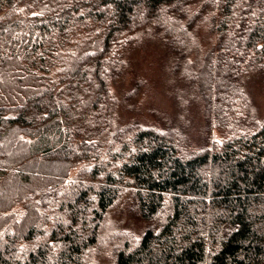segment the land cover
Masks as SVG:
<instances>
[{"label": "trees", "instance_id": "trees-1", "mask_svg": "<svg viewBox=\"0 0 264 264\" xmlns=\"http://www.w3.org/2000/svg\"><path fill=\"white\" fill-rule=\"evenodd\" d=\"M192 4L218 34L198 74L207 119L228 125L239 76L264 78V0H0V264H88L126 191L148 228L114 264H264V122L192 154L114 125L120 45L163 21L185 49L167 13Z\"/></svg>", "mask_w": 264, "mask_h": 264}, {"label": "rangeland", "instance_id": "rangeland-1", "mask_svg": "<svg viewBox=\"0 0 264 264\" xmlns=\"http://www.w3.org/2000/svg\"><path fill=\"white\" fill-rule=\"evenodd\" d=\"M196 4L181 14L167 13L179 28L174 39L180 41L182 32L187 35L186 50L175 49L174 40L170 43V37L161 30L163 21V24L154 22L122 42L121 55L113 61L118 64V70L110 85L115 99L116 128L167 132L186 154L221 148L229 139L264 122V78L259 71L239 76L242 93L234 96L228 125H217L216 120L207 119L198 74L209 52L215 49L218 34L212 31L211 15L203 4ZM170 22L167 20V28L174 26ZM147 228L148 224L138 214L132 191L124 192L107 211L98 241L87 253V263L114 264L117 248L126 242L135 245Z\"/></svg>", "mask_w": 264, "mask_h": 264}]
</instances>
